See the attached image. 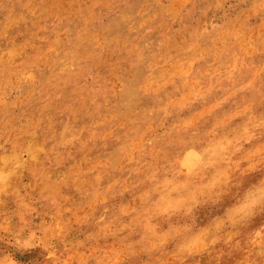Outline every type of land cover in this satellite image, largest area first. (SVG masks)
<instances>
[{
    "label": "rangeland",
    "instance_id": "obj_1",
    "mask_svg": "<svg viewBox=\"0 0 264 264\" xmlns=\"http://www.w3.org/2000/svg\"><path fill=\"white\" fill-rule=\"evenodd\" d=\"M0 264H264V0H0Z\"/></svg>",
    "mask_w": 264,
    "mask_h": 264
},
{
    "label": "bare ground",
    "instance_id": "obj_2",
    "mask_svg": "<svg viewBox=\"0 0 264 264\" xmlns=\"http://www.w3.org/2000/svg\"><path fill=\"white\" fill-rule=\"evenodd\" d=\"M10 34V33H9ZM5 36V35H4ZM31 41V40H30ZM30 52V51H29ZM150 59V58H149ZM26 67V66H25ZM76 71V70H75ZM25 72V71H24ZM15 73H16V71H15ZM22 74V73H21ZM3 89V88H2ZM53 105V104H52ZM149 111V110H148ZM53 117V116H52ZM236 125V124H235ZM228 129V128H227ZM33 148V147H32ZM215 148H217V146L215 147ZM204 150V149H203ZM214 150V149H213ZM29 151V150H28ZM27 151V152H28ZM69 151V150H68ZM16 152V151H15ZM73 154V153H72ZM16 156V155H15ZM5 158H7V157H5ZM1 159H3V158H1ZM3 162V161H2ZM11 162V161H10ZM14 162V161H13ZM22 164V163H21ZM2 166V165H1ZM25 169V168H24ZM17 170V169H16ZM221 174V173H220ZM20 176V175H19ZM123 176V175H122ZM13 177V176H12ZM15 177V176H14ZM32 186V185H31ZM260 195V194H259ZM103 198V197H102ZM104 200V199H103ZM92 202V201H91ZM256 202V201H255ZM6 207V206H5ZM225 207V206H224ZM177 210V209H176ZM150 218V217H149ZM154 219V218H153ZM218 222V221H217ZM156 223V222H155ZM166 224V223H165ZM209 227V226H208ZM222 234V233H221ZM257 255V254H256Z\"/></svg>",
    "mask_w": 264,
    "mask_h": 264
}]
</instances>
